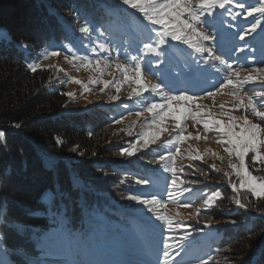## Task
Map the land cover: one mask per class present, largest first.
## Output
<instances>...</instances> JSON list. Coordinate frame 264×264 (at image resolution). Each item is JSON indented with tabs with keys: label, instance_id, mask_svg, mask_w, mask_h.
I'll list each match as a JSON object with an SVG mask.
<instances>
[{
	"label": "trees",
	"instance_id": "obj_1",
	"mask_svg": "<svg viewBox=\"0 0 264 264\" xmlns=\"http://www.w3.org/2000/svg\"><path fill=\"white\" fill-rule=\"evenodd\" d=\"M235 1L247 13L264 7V0ZM249 18L254 23L260 17L254 11ZM158 30L121 0H0V257L7 253L16 264H106L98 255L119 264H160L167 258L166 220L148 218L142 210L148 205L132 206L126 196H155L161 203L153 207L167 205L175 178L165 166L173 168L175 136L147 147L129 140L133 136L113 141L110 127L121 110L131 111L127 102L121 108L75 109L58 68L28 65L44 50L98 57L101 42L107 49L125 46L136 53L145 44L154 46ZM260 41L256 56L264 52V37ZM180 84L171 83L168 90ZM122 147L136 159L123 154L117 162L113 157ZM252 155L245 157L248 171L264 177V162ZM128 161L130 166L123 165ZM183 177L199 185L204 178L225 180L202 159L185 167ZM207 191L220 196L197 212L182 246L191 238L202 246L189 252L200 264H264V195L225 183ZM212 223L214 232L207 234Z\"/></svg>",
	"mask_w": 264,
	"mask_h": 264
},
{
	"label": "rangeland",
	"instance_id": "obj_2",
	"mask_svg": "<svg viewBox=\"0 0 264 264\" xmlns=\"http://www.w3.org/2000/svg\"><path fill=\"white\" fill-rule=\"evenodd\" d=\"M167 2L168 0H154L157 7ZM218 3L219 0H217V6L213 9L214 14L211 17H202L203 25H200L198 30L207 28L213 39L203 42V46L211 47L215 56L223 59L227 65H231V69L209 58L207 52L198 53L194 47L183 41H173L170 37H166L163 44H160L158 39L154 43L155 52H149L145 47L136 53L133 49L131 51L129 48L125 49V46L107 49L101 42L96 47L100 52L98 57L92 58L84 55L77 58L70 53L54 50L45 52L44 50L46 54L43 57L28 61L30 68L44 65L56 67L61 71L60 83L66 87L68 95L75 101L73 105L75 109L94 104H112L113 108H121L122 104L127 102L129 105L126 106L131 108V111L121 110V118L110 127L113 141H119L125 136H133L129 140H134V142L144 141L145 136L148 135L149 142L154 143L163 138L175 136L177 150L173 156V167L176 173L173 177L176 183H172L169 201L164 207L148 205L142 209L147 212L148 218L154 217L158 220L159 216L164 215L172 222V227L169 228L166 220L167 244L170 246L165 247L168 255L165 260L160 261V264H200L199 257L196 258L193 253L189 252L190 250L197 251L202 246L193 243L192 238L184 246L180 242L182 237L190 236L189 227L195 224L197 212L209 208L220 196L219 191H207L208 186H221L225 183L232 189L242 188L240 177L229 167L230 163L238 165V158L234 153L229 157L224 150L227 145L219 142L221 135L211 126L206 131L203 120L211 116L213 119L228 123L230 117H235L233 123L237 126L236 131H239L246 118L264 128V121L253 116L243 105L238 107L236 99L239 96L246 103L245 93L251 96L256 92H264V52L261 56L255 54L256 49L261 47L260 38L264 37V14L259 12L260 8H255L260 17L254 22L257 24V29L251 35H247L245 40H240L239 36L246 33L253 24L249 15L254 11L247 13L243 5L235 0H225L224 8H220ZM182 18L187 19L186 14ZM162 31L163 27L159 25L158 33ZM253 46L255 49L252 48ZM20 49L25 53L29 52L26 46L20 45ZM237 49H243V51H237ZM138 64L141 66L140 82L144 85L143 91L134 79ZM170 66L176 67L178 71L171 74ZM233 69L239 71L238 77L230 74ZM249 77H251L250 80ZM228 80H232V83L228 84ZM176 82H181L180 86L169 91L171 83ZM157 83L161 84L163 95L160 90H153V85ZM221 85L224 87L221 88ZM209 92L216 94L209 96L207 94ZM181 94L193 99L190 102L183 99L179 102H172L176 110L175 115L179 117V127L172 114L166 116L162 122L154 124L153 120H158V118L148 111L150 105L165 104L169 97H177ZM113 97L116 98L113 99ZM146 98H148L147 101H145ZM258 100H264V97ZM185 107L190 111L186 113ZM257 107L260 108L259 102H257ZM260 110L264 111V108ZM197 111L200 115L194 118ZM153 132L156 133L155 139L151 138ZM180 135L184 136L183 140L178 139ZM124 149L125 147L119 149V154L113 157L117 162H122L121 155L123 154L128 156V160L136 159L132 156V150L124 151ZM258 149L261 155H264V144L259 145ZM129 151L132 155L127 154ZM197 156L208 163L213 170L224 175L225 180L220 183L217 180L204 178L201 185L195 182L186 183L183 170L185 167L192 166ZM128 162L123 165L131 164V161ZM115 166L120 170L123 169L120 163ZM233 184L236 185L235 188ZM131 196L134 194L126 197L129 204L135 206L138 202L129 199ZM133 210L137 211V208ZM178 224L179 227H177ZM215 226L214 223L209 225L207 234L214 232ZM202 245L206 246L207 243L204 241ZM99 248L104 251V246H99ZM96 258L106 264H119L117 260L106 255H98Z\"/></svg>",
	"mask_w": 264,
	"mask_h": 264
},
{
	"label": "snow or ice",
	"instance_id": "obj_3",
	"mask_svg": "<svg viewBox=\"0 0 264 264\" xmlns=\"http://www.w3.org/2000/svg\"><path fill=\"white\" fill-rule=\"evenodd\" d=\"M123 2L124 4H130L132 8L139 9L142 13H144L148 20L163 27V31L158 33L160 44L165 43L166 37H170L173 41H183V43L194 47L196 52H207L209 54V58L217 60L220 64L225 65L226 68L231 69V65H227L223 59L215 56L211 47L206 48L203 46V42L213 39L207 28H204V30H198L199 26L203 25L202 17H211L214 14L213 9L217 6V0H168L167 3L161 4L159 7L156 6L154 0H123ZM218 6L220 8H224L225 0H219ZM252 11L256 10L253 9ZM259 12L264 14V7L260 8ZM185 14L187 19L182 18ZM256 29L257 24L253 23L251 28L248 29L246 33L239 36V39L245 40L246 36L254 33ZM81 31L86 32L88 29L83 28ZM101 47H103V45H101ZM144 47L149 52L156 51V47L152 44H145ZM237 51H243V49H237ZM252 59H254V57H252ZM118 67L120 66L118 65ZM135 71L136 76L134 79L139 85L140 90L143 91L144 85L140 82L141 66L139 64L136 66ZM230 74L235 77L240 75L239 71L234 69ZM125 78L127 79V76ZM248 79L250 80L251 77ZM227 83L231 84L232 80H228ZM223 87L224 85H221V88ZM153 90H160L161 95H163L161 84L157 83L153 85ZM133 91H136V89H133ZM207 94L209 96H214L216 93L209 92ZM244 95L246 96V103L241 97L237 96V106L239 107L243 105V107L247 111H250L253 116L258 117L261 121H264V111L260 110V108H264V100H258V98L264 97V92H256L251 96L247 95V93ZM115 98L116 97H113V99ZM182 99L190 102L193 98L186 97L181 94V96L169 97L168 102L165 104L153 103L150 105L148 111L152 113L154 117L158 118V120L154 119L153 123L156 124L158 122H162L166 116L172 114L173 119L177 120V127H179V117L175 115L176 110L173 108L172 102H179ZM257 102L260 103V108L257 107ZM221 107H223V105H221ZM197 108H199V105H197ZM184 111L187 113L190 109L185 107ZM199 115L200 113L197 111L194 114V118ZM235 119V117H230L229 122L224 123L221 120H216L209 116L207 119L203 120V124L206 131L211 126L214 127L216 132L221 135L222 138L219 142L227 145L224 150L228 153L229 157H231L234 153L238 158L239 164L230 163L229 167L240 177V187H246L254 196L260 197L264 195V177L253 176L249 173L248 169L245 167V156L248 153H252L253 155L251 158L253 161H264V155H261V152L258 149L259 145L264 144V138H262L264 137V128H262L261 125L253 123L245 118L243 121V127H240V130L236 131L237 126L233 123ZM15 127L18 128L20 125L17 124ZM2 135L3 133H0V136ZM151 138H156L155 132L151 134ZM178 139L183 140L184 136L180 135ZM148 143L149 137L146 135L141 146L147 147ZM127 154L132 155V152L129 151ZM213 155H215V153H213ZM199 158V156L196 157V159ZM160 160L164 161L165 157L161 156ZM165 167L166 170L172 172L173 176H175L176 169L174 167L170 169L167 168V165ZM138 183L146 184L148 181L141 180L138 181ZM172 183H176L175 179H173ZM232 186L233 188L236 187L235 184ZM129 199L138 201L144 205L161 203L157 201L155 196H153L151 200H141L138 196H131ZM236 204H241L239 199L236 200ZM241 207H243V205H241ZM158 219L167 220L169 228L172 227L171 220H168L166 216L161 215ZM179 226L180 225L178 224L177 227ZM169 246L170 245L167 243L165 244L166 248ZM12 251L15 253L18 250ZM167 255L168 253L165 252V256ZM0 264H16V262L9 254L5 253L3 257H0Z\"/></svg>",
	"mask_w": 264,
	"mask_h": 264
}]
</instances>
